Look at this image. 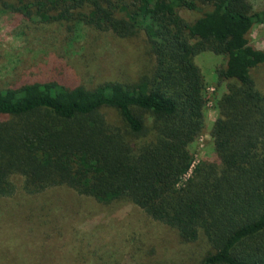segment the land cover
Instances as JSON below:
<instances>
[{
	"label": "trees",
	"instance_id": "1",
	"mask_svg": "<svg viewBox=\"0 0 264 264\" xmlns=\"http://www.w3.org/2000/svg\"><path fill=\"white\" fill-rule=\"evenodd\" d=\"M22 1L0 7L33 8L74 35L143 34L147 67L132 77L116 66L89 87L57 72L0 91V188L17 174L28 193L67 187L105 207L130 203L174 232L167 259L133 245L130 264H264V93L252 77L264 52L246 39L264 10L253 0ZM200 8L193 21L179 15ZM206 52L224 59L226 92L210 132L217 161L194 164L207 103L195 57Z\"/></svg>",
	"mask_w": 264,
	"mask_h": 264
},
{
	"label": "rangeland",
	"instance_id": "2",
	"mask_svg": "<svg viewBox=\"0 0 264 264\" xmlns=\"http://www.w3.org/2000/svg\"><path fill=\"white\" fill-rule=\"evenodd\" d=\"M253 4L256 12L264 10V0H253ZM202 11L205 9L183 10L179 15L193 21ZM67 28L65 23L37 15L33 8L10 12L0 7V91L47 81L57 72L89 87L112 77L116 66L124 67L119 73L127 69L132 77L147 67L145 61H137L144 48L143 34L135 41L120 40L84 26L77 27L76 35ZM246 39L251 48L264 52V17L251 26ZM195 64L204 77L207 103L204 128L189 152L194 164L211 163L217 161L210 136L218 115L215 102L226 92V83L219 84L216 69L224 59L206 52L195 57ZM252 77L264 93V64L252 70ZM105 112L109 120L114 119V112ZM9 184L0 188V264H130L133 245L147 253L151 251L146 247L154 248L150 260L167 259L165 255L177 248L174 232L133 204L105 207L67 187L28 193L17 174Z\"/></svg>",
	"mask_w": 264,
	"mask_h": 264
}]
</instances>
